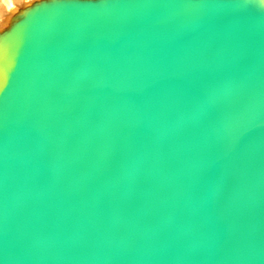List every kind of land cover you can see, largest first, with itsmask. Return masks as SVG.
I'll use <instances>...</instances> for the list:
<instances>
[{
	"label": "water",
	"instance_id": "95a60500",
	"mask_svg": "<svg viewBox=\"0 0 264 264\" xmlns=\"http://www.w3.org/2000/svg\"><path fill=\"white\" fill-rule=\"evenodd\" d=\"M1 53L0 264H264V0H52Z\"/></svg>",
	"mask_w": 264,
	"mask_h": 264
},
{
	"label": "bare ground",
	"instance_id": "6f19581e",
	"mask_svg": "<svg viewBox=\"0 0 264 264\" xmlns=\"http://www.w3.org/2000/svg\"><path fill=\"white\" fill-rule=\"evenodd\" d=\"M16 1L15 0H12L11 4H9L8 3V0H0V4L1 3H7L10 6L7 13H4L2 11V8H0V42L12 30V28L21 21L20 20V21L11 23V20L12 19L9 16L11 14V12L14 11V8L17 7V6H15L16 5ZM42 4H44V3H42ZM40 5H38V6H40ZM38 6H36V7H38ZM36 7H34V8H36ZM7 56H8V54H6V53H5V55H3V53H1V55H0L1 58H6ZM10 66L11 65H9V67ZM2 71H4V69L3 68H0V72H2ZM21 74H23V73H21ZM214 85H216V81H215ZM2 93H4V90L3 89L0 91V94H2ZM227 106H228L227 107L228 110H230L229 109V107H230L229 104Z\"/></svg>",
	"mask_w": 264,
	"mask_h": 264
},
{
	"label": "rangeland",
	"instance_id": "374dc122",
	"mask_svg": "<svg viewBox=\"0 0 264 264\" xmlns=\"http://www.w3.org/2000/svg\"><path fill=\"white\" fill-rule=\"evenodd\" d=\"M16 1V0H15ZM52 0H17L16 5L17 7L14 8V11L11 12L9 15L11 17V23L17 22L22 20L24 15L33 9L34 7L42 4V3H48L51 2ZM9 4L7 3H1L0 8H2V11L4 13H7L9 10Z\"/></svg>",
	"mask_w": 264,
	"mask_h": 264
},
{
	"label": "snow or ice",
	"instance_id": "6c2138e0",
	"mask_svg": "<svg viewBox=\"0 0 264 264\" xmlns=\"http://www.w3.org/2000/svg\"><path fill=\"white\" fill-rule=\"evenodd\" d=\"M12 0H8V3L11 4Z\"/></svg>",
	"mask_w": 264,
	"mask_h": 264
}]
</instances>
